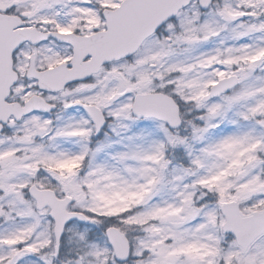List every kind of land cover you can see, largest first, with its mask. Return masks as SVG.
<instances>
[{
    "label": "snow or ice",
    "instance_id": "1",
    "mask_svg": "<svg viewBox=\"0 0 264 264\" xmlns=\"http://www.w3.org/2000/svg\"><path fill=\"white\" fill-rule=\"evenodd\" d=\"M0 264H264V0H0Z\"/></svg>",
    "mask_w": 264,
    "mask_h": 264
}]
</instances>
